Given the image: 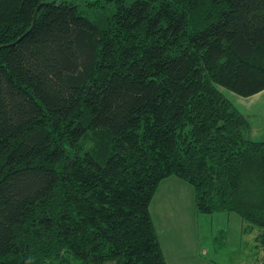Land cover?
Wrapping results in <instances>:
<instances>
[{
	"label": "trees",
	"instance_id": "trees-1",
	"mask_svg": "<svg viewBox=\"0 0 264 264\" xmlns=\"http://www.w3.org/2000/svg\"><path fill=\"white\" fill-rule=\"evenodd\" d=\"M220 88L264 91V0H0V264H166L169 177L264 252V141Z\"/></svg>",
	"mask_w": 264,
	"mask_h": 264
},
{
	"label": "rangeland",
	"instance_id": "rangeland-1",
	"mask_svg": "<svg viewBox=\"0 0 264 264\" xmlns=\"http://www.w3.org/2000/svg\"><path fill=\"white\" fill-rule=\"evenodd\" d=\"M220 89L230 101L238 98ZM149 210L168 264H250L245 258L250 256L248 236L240 233V219L234 214L198 213L189 184L174 177L164 181Z\"/></svg>",
	"mask_w": 264,
	"mask_h": 264
},
{
	"label": "crops",
	"instance_id": "crops-1",
	"mask_svg": "<svg viewBox=\"0 0 264 264\" xmlns=\"http://www.w3.org/2000/svg\"><path fill=\"white\" fill-rule=\"evenodd\" d=\"M231 103L238 109V111L240 113H242L243 115H245L248 118L249 123H250V130L248 133V137L252 141L263 142L264 141V91H262L256 95L247 97V98H243V97L238 96V98H236L235 101H231ZM170 178H172V177H169V178L161 181V183H163L164 181H167ZM174 178H176V177H174ZM176 179H178V178H176ZM178 180H180V179H178ZM181 182H183V181H181ZM161 183L159 184L158 189H159ZM157 190H156V192H157ZM238 223L240 226L241 235L242 236H248L246 245H247L248 253L250 252V256H247L245 258L250 261V264H261V262L264 260V252L260 251V250L257 251L255 248V244H256L255 243V236L257 234L256 230L244 232L243 231L244 227H245L244 224L241 221H239ZM158 240H159V238H158ZM159 243H160V246L162 248L166 264H168V262H167L168 259H167V256L165 254L162 242L160 240H159Z\"/></svg>",
	"mask_w": 264,
	"mask_h": 264
}]
</instances>
